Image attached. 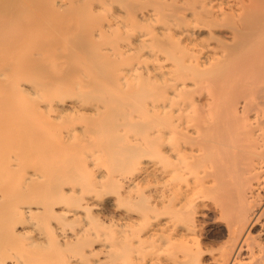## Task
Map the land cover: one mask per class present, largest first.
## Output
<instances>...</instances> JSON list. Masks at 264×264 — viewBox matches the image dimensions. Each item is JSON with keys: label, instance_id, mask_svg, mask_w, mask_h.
Masks as SVG:
<instances>
[{"label": "bare ground", "instance_id": "obj_1", "mask_svg": "<svg viewBox=\"0 0 264 264\" xmlns=\"http://www.w3.org/2000/svg\"><path fill=\"white\" fill-rule=\"evenodd\" d=\"M1 42L0 264H264V0H0Z\"/></svg>", "mask_w": 264, "mask_h": 264}, {"label": "rangeland", "instance_id": "obj_2", "mask_svg": "<svg viewBox=\"0 0 264 264\" xmlns=\"http://www.w3.org/2000/svg\"><path fill=\"white\" fill-rule=\"evenodd\" d=\"M65 1L67 2V0H60V3H61V4L66 3ZM62 9H63V8H62ZM58 13L60 14V12H59V11L56 12V15H57V16H59ZM1 45H2V46H1ZM8 45H9V44H6V45H5V43H3V42H1V44H0L1 49H2L3 51H4L5 49L7 50L6 53H5V52H4V53H3V52H0V55H1L2 57H4V58H6V57L9 58V56L13 53L12 50H13L14 47L12 48V47H9L10 45H9V46H8ZM4 46H6V47H4ZM3 47H4V48H3ZM8 47H9L11 50H10V49H7ZM1 49H0V51H1ZM14 51H16V50H14ZM5 54H6V55H5ZM13 54H14V53H13ZM11 56H12V55H11ZM2 57H1V58H2ZM1 58H0V59H1ZM8 58H6V59H8ZM6 59H5V60H6ZM5 60H4V61H5ZM0 61H3V58H2Z\"/></svg>", "mask_w": 264, "mask_h": 264}]
</instances>
